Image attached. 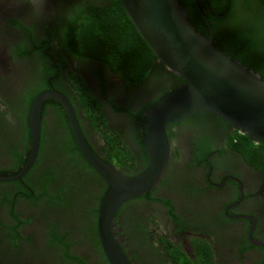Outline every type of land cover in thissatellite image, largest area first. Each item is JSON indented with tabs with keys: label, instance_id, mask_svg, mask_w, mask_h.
<instances>
[{
	"label": "flooded vegetation",
	"instance_id": "af4514ba",
	"mask_svg": "<svg viewBox=\"0 0 264 264\" xmlns=\"http://www.w3.org/2000/svg\"><path fill=\"white\" fill-rule=\"evenodd\" d=\"M102 1L110 0H47L43 12H34L0 0V175L18 174L28 159L27 111L43 90L69 100L97 156L127 175L147 166L148 109L183 78L156 58L149 77L133 85L78 48L79 19ZM203 4L193 0L185 8L197 29L212 33L228 55L239 59L242 49L250 58L253 46L243 49L240 36L251 34L250 20L264 21V14L242 0L229 13ZM257 46L263 49L264 36ZM254 68L264 76V68ZM82 89L99 102L103 121L87 115ZM43 102L32 166L21 179L0 181V264H109L97 234L106 183L78 149L63 105L54 98ZM225 122L202 111L166 125L170 156L162 178L115 212L114 233L131 264H264V146L252 141L236 148L246 140ZM74 167L84 195L64 179ZM179 252L186 257L182 262Z\"/></svg>",
	"mask_w": 264,
	"mask_h": 264
},
{
	"label": "water",
	"instance_id": "95a60500",
	"mask_svg": "<svg viewBox=\"0 0 264 264\" xmlns=\"http://www.w3.org/2000/svg\"><path fill=\"white\" fill-rule=\"evenodd\" d=\"M141 38L169 70L183 82L162 94L149 107L145 149L148 164L127 175L97 156L86 141L69 100L56 90H43L27 111L31 137L28 159L16 175L21 179L37 155L43 100H58L68 116L74 140L83 158L105 181L97 211V234L109 264H131L114 233L115 212L125 202L151 190L167 167L170 146L166 125L206 111L229 123L254 143L264 142V76L232 58L214 44L213 35L196 30L179 0H119Z\"/></svg>",
	"mask_w": 264,
	"mask_h": 264
},
{
	"label": "trees",
	"instance_id": "16d2710c",
	"mask_svg": "<svg viewBox=\"0 0 264 264\" xmlns=\"http://www.w3.org/2000/svg\"><path fill=\"white\" fill-rule=\"evenodd\" d=\"M179 1L184 6V8H186V10L187 7H190V4L193 2V0ZM198 1H200L201 6H204L203 0ZM207 1L211 4V7H215L218 12H224V10L228 8L229 11L227 13L231 11L232 5L235 6L236 2V0ZM242 1L248 8L252 7L250 8L252 12L260 13L263 17L264 0ZM100 4L101 5H99L100 7L97 10H91L92 12L90 11L91 13H88L86 17L79 19L82 21L83 25L76 34L77 40L81 41V43L79 42L80 45L78 48H81V50H90L91 57L95 55L100 62L106 63L110 69L115 70L117 74L123 76V78L126 79L128 83L137 85L141 80L149 77V72L156 61V56L135 29L134 25L122 8L119 0L102 1ZM190 21L194 25L192 19H190ZM250 22L252 23L253 28L252 30L248 28V30L252 31V33L249 34L246 31L247 33L245 32L240 36V40L244 41L243 49H246L247 46H253V52L249 56L251 59L245 55L246 53L250 54L247 50L240 49L243 55L239 53L237 55L238 57L241 56L239 59L240 61L242 60L241 62L243 65L256 71L254 66L264 68V47L263 49H260V47L257 46L258 38L264 36V28H262V26H264L262 25L264 24V21L255 19L250 20ZM194 27L196 30H198L195 25ZM202 33L206 35L204 31ZM70 36L71 34L69 32V37ZM214 44L216 46L218 45L215 42ZM73 53H75V51H73ZM231 57L234 58L233 56ZM261 76L263 77V74H261ZM82 93V97H85L84 101L88 103L86 106L87 115L96 120L100 119L103 121L104 117L100 111L99 102L96 101V99L87 89H82ZM47 102L48 100L43 103ZM142 120L144 121L145 119ZM225 124L227 125L228 123L225 122ZM95 126L97 127V131L101 132V136H103L105 139L107 146L110 148L113 147L115 145V141L109 138V132L106 128L102 127L103 124L101 125V123H98ZM234 131L237 132L238 130L234 128ZM242 137L245 138L246 142L242 141L244 144L242 143L241 145L235 144V147L238 149H240L241 146L244 149L246 145L252 144L249 136L242 134ZM69 143L72 144L70 139ZM259 144L264 146V142L260 141ZM72 149L75 151L73 145ZM243 155L247 158L246 153H243ZM22 160L23 159H19L16 161V163H20ZM4 197L6 200L5 195ZM206 253L209 256V252L207 251ZM177 254L181 262L184 258L186 259L184 254L180 252Z\"/></svg>",
	"mask_w": 264,
	"mask_h": 264
},
{
	"label": "rangeland",
	"instance_id": "374dc122",
	"mask_svg": "<svg viewBox=\"0 0 264 264\" xmlns=\"http://www.w3.org/2000/svg\"><path fill=\"white\" fill-rule=\"evenodd\" d=\"M80 175L76 172V167L71 168V169H66L64 171V179L66 181V184H68L70 186V188L75 189H79L80 193H82L81 195H84L86 193L84 186H83V182L84 180L81 179L79 177ZM91 189L89 188L87 190V193L91 194ZM83 197V196H82Z\"/></svg>",
	"mask_w": 264,
	"mask_h": 264
},
{
	"label": "clouds",
	"instance_id": "9594fccd",
	"mask_svg": "<svg viewBox=\"0 0 264 264\" xmlns=\"http://www.w3.org/2000/svg\"><path fill=\"white\" fill-rule=\"evenodd\" d=\"M46 3L47 0H13L12 5L16 7H23L27 5L30 8V11L43 12Z\"/></svg>",
	"mask_w": 264,
	"mask_h": 264
}]
</instances>
